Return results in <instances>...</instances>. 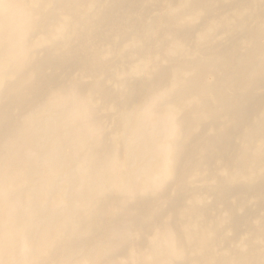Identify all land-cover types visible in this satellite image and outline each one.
Returning <instances> with one entry per match:
<instances>
[{
    "label": "bare ground",
    "instance_id": "1",
    "mask_svg": "<svg viewBox=\"0 0 264 264\" xmlns=\"http://www.w3.org/2000/svg\"><path fill=\"white\" fill-rule=\"evenodd\" d=\"M0 264H264V0H0Z\"/></svg>",
    "mask_w": 264,
    "mask_h": 264
}]
</instances>
